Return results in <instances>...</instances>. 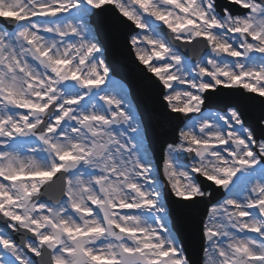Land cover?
Here are the masks:
<instances>
[{"label":"snow or ice","instance_id":"obj_1","mask_svg":"<svg viewBox=\"0 0 264 264\" xmlns=\"http://www.w3.org/2000/svg\"><path fill=\"white\" fill-rule=\"evenodd\" d=\"M102 30L162 85L158 160ZM0 264H264V0H0Z\"/></svg>","mask_w":264,"mask_h":264},{"label":"water","instance_id":"obj_2","mask_svg":"<svg viewBox=\"0 0 264 264\" xmlns=\"http://www.w3.org/2000/svg\"><path fill=\"white\" fill-rule=\"evenodd\" d=\"M175 125H176V123H175ZM175 125H173V128L175 127ZM165 139H168V138H165ZM203 209H204V205L203 204L198 206V208L196 209V212H195V218L196 219H199V214H200L201 211H203ZM174 220H175L176 228L178 230L187 232L188 237L187 238H183V240H184L185 244L187 246H189V250L191 251L190 241H191L192 230H193V217L188 214L187 222H185L183 216L176 215L174 217Z\"/></svg>","mask_w":264,"mask_h":264},{"label":"rangeland","instance_id":"obj_3","mask_svg":"<svg viewBox=\"0 0 264 264\" xmlns=\"http://www.w3.org/2000/svg\"><path fill=\"white\" fill-rule=\"evenodd\" d=\"M146 70H147V69H146ZM110 75H111V74H110ZM111 78H112L113 80H115V81H118V82L122 83V84L125 86V88L127 89V91H128L127 86H126L121 80H118L117 78H114L112 75H111ZM128 92H129V91H128ZM129 98H130V100H131L130 94H129ZM211 111H214V110H211Z\"/></svg>","mask_w":264,"mask_h":264}]
</instances>
